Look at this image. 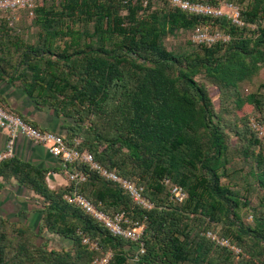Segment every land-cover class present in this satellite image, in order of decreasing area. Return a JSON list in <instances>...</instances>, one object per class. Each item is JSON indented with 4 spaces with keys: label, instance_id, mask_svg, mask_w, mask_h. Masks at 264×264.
I'll use <instances>...</instances> for the list:
<instances>
[{
    "label": "trees",
    "instance_id": "obj_1",
    "mask_svg": "<svg viewBox=\"0 0 264 264\" xmlns=\"http://www.w3.org/2000/svg\"><path fill=\"white\" fill-rule=\"evenodd\" d=\"M164 2L155 8L152 0L147 6L142 0H42L34 9L33 42L0 20L1 70L22 81L36 102L69 120L67 141L79 137L80 149L141 185L154 203L142 208L85 164L72 165L86 176L77 189L99 209L121 212L143 226L140 253L138 242L111 235L67 203L70 183L52 190L44 173L34 171L33 189L44 198L41 221L34 230L0 220V264H95L108 251L111 264H234L228 248L195 231L210 230L204 228L208 223L223 224L221 235L248 255L241 263L264 264V210L251 206L250 183L245 181L242 195L229 178L234 136L264 206V151H256L261 140L248 124L250 113L261 118L264 93H239L264 69V0H227L239 6L242 27L227 18L188 15ZM200 25L222 30L229 41L196 44L190 51L164 44L168 35ZM207 83L218 88L217 108ZM4 167L21 181L29 179L30 168L14 158ZM165 180L184 188V202L171 198ZM243 208L253 210L252 223L241 219ZM43 231L68 241L67 249L50 248ZM83 236L98 248L82 243Z\"/></svg>",
    "mask_w": 264,
    "mask_h": 264
},
{
    "label": "built area",
    "instance_id": "obj_2",
    "mask_svg": "<svg viewBox=\"0 0 264 264\" xmlns=\"http://www.w3.org/2000/svg\"><path fill=\"white\" fill-rule=\"evenodd\" d=\"M42 0H0V12L14 13L19 10H25L33 17L34 9ZM144 6H147L149 0H142ZM156 1V0H152ZM171 7L176 8L188 15L196 14L198 16H207L212 18H227L237 26H244L245 23L241 18L240 8L229 2L220 5H213L197 0H166ZM39 2V3H38ZM191 41L195 44H204L210 46L216 42L225 43L229 41V36L222 30L212 29L209 25L195 26L191 32ZM251 129L257 134L261 142L264 144V101L263 113L261 118L252 116L249 119ZM0 130L7 135V141L2 150H0V164L4 161L12 159L14 156V146L18 136H23L34 141L37 144L44 146L48 152L59 159L62 171L66 180L72 186V191L64 196L68 203L75 204L88 214L101 226H103L111 235L124 238L128 241L138 242V251L143 253L140 236L143 226L137 221L129 220L121 212L106 213L99 209L88 197L77 189V186L86 179L85 174L76 170L72 165L76 163L85 164L89 169L96 172L101 178L116 184L127 192L132 201L145 209H150L154 203L146 197L144 188L132 180L120 176L115 170L108 169L93 158V155L86 149H80L81 139L74 137L71 141H67L62 134L55 133L50 130H44L31 125L29 122L22 119L15 113L6 110L0 104ZM168 184V180L164 181ZM169 185V184H168ZM171 198L182 203L187 198L184 188L176 185H169ZM205 237L214 244L233 249L229 241L225 237H218L216 234L207 231ZM82 243L89 245L91 249H97V243L90 241L88 237L83 236ZM111 252H106L95 257V264H111Z\"/></svg>",
    "mask_w": 264,
    "mask_h": 264
},
{
    "label": "crops",
    "instance_id": "obj_3",
    "mask_svg": "<svg viewBox=\"0 0 264 264\" xmlns=\"http://www.w3.org/2000/svg\"><path fill=\"white\" fill-rule=\"evenodd\" d=\"M2 57L0 53V59ZM8 69L7 67L6 70L10 71ZM10 76L11 73H6L0 68V104L37 128L67 137L69 120L58 116L52 108L36 102L27 95L22 81L11 79ZM6 141L7 135L0 130V150L4 148ZM13 158L30 168V175L29 179L26 177L21 181L8 167L0 168V220L23 223L35 230L41 221L40 210L44 198L33 189L34 171L44 173V182L52 190L67 188L68 181L59 159L52 156L44 146L23 136H18L16 140ZM2 164L3 162L0 166ZM42 235L46 239L54 237L46 231H43ZM59 239L66 246L69 244L63 238Z\"/></svg>",
    "mask_w": 264,
    "mask_h": 264
},
{
    "label": "rangeland",
    "instance_id": "obj_4",
    "mask_svg": "<svg viewBox=\"0 0 264 264\" xmlns=\"http://www.w3.org/2000/svg\"><path fill=\"white\" fill-rule=\"evenodd\" d=\"M155 4L153 7H162L165 2L164 0H156L154 1ZM220 4H223L225 2H227V0H220ZM39 3V2H38ZM167 6H170V4H166ZM34 16V15H33ZM0 20H5L7 21L8 24H10L13 27H19L21 28V30H24L21 32V36L23 37L22 39L25 40L26 42H33L36 38H35V27L32 26V21H33V17L30 16L28 14L27 11L25 10H19L17 12L14 13H6L4 15L0 14ZM7 24V25H8ZM255 25H251V28H254ZM164 44L166 45L167 48H171L174 50H180V51H190L191 48H193V46L195 44V42L191 41V31H178L175 35H168L165 39H164ZM199 80H201V77H198ZM264 83V69H260L258 71V73H256L254 79L252 80V82H246L244 84L241 85L239 93L242 96H245L246 94L252 93V92H257L259 93H264V87H262V84ZM208 86V91L210 94V97L213 101V104L215 105V107H218V97H219V92H218V88L210 83H207ZM228 109H230V107L233 108L232 105H228L227 106ZM234 110V109H233ZM235 111V110H234ZM237 112V114H242L245 113L244 112H239V111H235ZM249 119L252 117L251 113L249 115ZM249 124V121H248ZM250 125V124H249ZM230 145H231V151L234 152L232 154V160L231 163L229 164V166H231V170H233L231 174V176L229 177L232 182L236 183L238 190L241 192V194H245V181H247L248 183L251 184V191L249 193V197L251 199V206L253 208H255V210L259 211V210H264V206L260 205V197L262 196V191H260L258 188H255L253 186V181H252V177L250 175H248V167L249 165H247L245 162H243L242 160V156L239 154L240 152L238 151L240 149L239 144H238V140L237 138H235L234 136L231 137L230 139ZM262 144V145H261ZM261 144L257 145L256 147V151H258L259 149L262 148V151H264V144L261 142ZM223 182H225V180L223 179ZM253 214V210L250 208H243L241 210V219L245 222V223H252V216ZM222 223H213V224H205L204 228L208 229L210 228V230H203V226L200 227L198 230L195 229L196 232H198L199 234H201L202 236L205 237V233L207 231H210L214 234H216V236L218 237H225L228 239L229 243L231 246H233L235 248V250L233 249H229V251L232 252L233 259H234V264H243L240 262V260H247L248 259V255L240 248V246H238L236 244V242L226 236L221 235L222 234ZM8 232H10V228H6ZM54 237H52V239H48L49 240V247L52 248H61L63 247L64 249H67L66 244L63 243L62 240L59 239L58 236L53 235ZM46 237V236H45ZM206 238V237H205ZM207 239V238H206ZM209 240V239H208ZM218 246V245H217ZM220 247V246H218ZM223 248V247H220Z\"/></svg>",
    "mask_w": 264,
    "mask_h": 264
}]
</instances>
